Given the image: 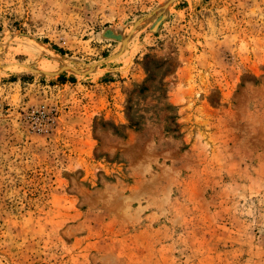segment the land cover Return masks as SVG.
Segmentation results:
<instances>
[{"label":"rangeland","instance_id":"374dc122","mask_svg":"<svg viewBox=\"0 0 264 264\" xmlns=\"http://www.w3.org/2000/svg\"><path fill=\"white\" fill-rule=\"evenodd\" d=\"M0 264H264V0H0Z\"/></svg>","mask_w":264,"mask_h":264},{"label":"trees","instance_id":"16d2710c","mask_svg":"<svg viewBox=\"0 0 264 264\" xmlns=\"http://www.w3.org/2000/svg\"><path fill=\"white\" fill-rule=\"evenodd\" d=\"M59 78H61V77H63V75L62 74H60V76H58Z\"/></svg>","mask_w":264,"mask_h":264}]
</instances>
